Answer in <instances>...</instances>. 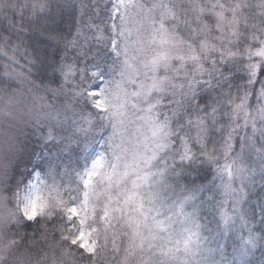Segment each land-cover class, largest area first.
I'll return each instance as SVG.
<instances>
[{
	"label": "trees",
	"instance_id": "1",
	"mask_svg": "<svg viewBox=\"0 0 264 264\" xmlns=\"http://www.w3.org/2000/svg\"><path fill=\"white\" fill-rule=\"evenodd\" d=\"M139 2L143 3L145 0H139ZM212 2L213 0H192L197 7L203 5L206 9ZM223 2L228 5L229 10L235 6V9L246 13L245 22L233 31L244 33L246 23L264 25V0H223ZM0 3L3 5L1 14L6 13L5 18H2L0 14V31L9 38L7 42L0 39V51L2 49L5 54V57L4 54L0 55V67L5 64L6 55L13 54L31 68V71L26 74V77H29L27 83L36 95L42 98L40 107L49 108L50 106L58 122L64 124L63 129L59 128V134L62 135L59 138L55 136V139L48 142L31 141L32 147L27 155L29 160L27 159V166H24L25 170L19 168L16 172L15 165L9 172L14 178L10 180L11 183L9 181L7 188L9 194L15 191L16 187L20 189L26 185L35 172L39 171L47 176V170L52 166L51 154L54 153L50 150L51 147L59 150L60 157L72 158L65 172V176H68L63 181L69 180L68 177L72 179L75 177V185L79 184L78 174L89 164L94 152L98 150L105 152L109 157H112L110 152L112 154L118 152L119 155L127 157L129 154L138 157L140 153H144L141 140L143 136L149 135L151 129L149 113L142 110L147 105L144 104L143 96L136 93L139 91L140 81L144 79L151 83L153 76L172 74V68L177 66V58L180 54L188 56L193 50L198 54L202 53L203 59L200 63L208 67L205 61L216 49H210L206 53L201 52V49H190L188 44L191 41L187 34L171 29L168 43L163 45L154 43L150 18L138 15L135 8H129L128 26L132 29V33L126 44L127 55L122 53L119 58H115L106 50V43L104 46L94 39L95 26L102 25L106 20L105 11L98 9L111 7L109 0H79V2L76 0H28L29 8L23 13L25 31L19 36L14 35L10 28L8 31L4 29L8 27L9 17L16 20L17 27L20 26L22 17L11 6L22 5L25 0H0ZM41 3L47 4L48 10L32 17L31 5ZM46 17H55L54 27L59 31V38L53 39L45 31V28L49 26ZM204 22L208 24V29L202 33V40L209 39L216 45L214 25L211 21ZM247 32H252V29L248 28ZM243 47L253 48L247 42L241 45V48ZM259 47L264 48V36L261 37ZM233 51L239 59L241 49L237 48ZM161 52L166 53L169 61L167 65L153 63L155 58L160 57ZM251 62L245 54L243 68L240 64L233 67L232 63H229L227 66L229 70L225 73L224 79H221L218 84L213 82L200 89L198 92L200 104L211 105L216 99L223 100L221 92L230 91L235 97L238 90L242 91L248 84L249 74L244 68ZM94 64L100 65L104 72L103 79L91 74ZM66 66H72L74 69L73 74L67 79L63 74ZM195 70L193 63L188 61L186 71L192 73ZM146 74L149 77H145ZM205 79H207L206 76ZM259 79L264 82V69L261 70ZM119 80L133 81L129 85L125 84L123 98L115 97L116 104L122 105L123 109L117 110L114 104L107 107L106 111H99L92 104L87 93L105 84L108 85V97L113 100L112 94L120 90ZM259 87L260 83H257L256 88L259 89ZM248 88L252 91L251 85H248ZM177 91L179 92V89ZM23 93H26L25 85ZM226 108L227 106L221 111L224 123L228 122V117L223 114ZM57 130L55 129V132ZM83 130H87L85 135ZM244 137L245 131L241 128L239 139L236 141V152L239 158L235 160L233 170H245L249 179L245 180L246 191L240 200L242 207H239L237 212H240L241 216L244 215V221L241 224L243 233L249 235V238H256V247H258L256 253L260 252L258 258L248 257V259L264 264V240L261 239L264 236V156L261 155L264 152V136L257 134V138H253L249 133L248 138L251 144L245 143ZM216 139L220 137L217 136ZM130 141H135L137 145L134 146V152L130 151L132 150ZM110 149L112 150L109 151ZM217 155L219 156V153ZM235 155L233 153V156ZM72 156H75V160ZM191 157L192 154H189L183 161L179 158L171 161L175 172L173 173L169 168L159 179L166 184L177 186L179 190L194 191L197 197L200 193L210 197L219 192L220 176L216 169L217 162L200 158L191 159ZM218 162L223 165L225 161L221 157ZM58 169L61 170V166ZM73 169L75 175L71 174ZM236 184L239 185V177L236 178ZM140 196V194L131 195V210L134 212L140 210L137 203ZM143 197V199L146 198L145 195ZM205 207L211 211L209 205L206 204ZM138 214H142L141 211ZM207 219L212 221L214 226L212 216L208 215ZM116 224H119V229L108 231L109 234L104 235L100 229L95 250L88 252L77 242L71 241L73 232L70 231L73 230V226L63 214L40 216L33 222L22 219L18 226H10L6 236L3 237L4 241L0 247V264H160V258L149 248L152 243L150 235L153 234L147 230L150 222L144 219L139 235L135 233L131 225L123 229V221L120 219L116 220ZM74 231L76 236V228ZM204 235L207 236L208 233ZM213 235H215L214 232ZM235 243L234 238H226L220 245L222 247L220 252L209 257L210 264H238L243 248H234ZM208 246L217 248V244L211 240ZM235 253L238 255L235 256Z\"/></svg>",
	"mask_w": 264,
	"mask_h": 264
},
{
	"label": "snow or ice",
	"instance_id": "2",
	"mask_svg": "<svg viewBox=\"0 0 264 264\" xmlns=\"http://www.w3.org/2000/svg\"><path fill=\"white\" fill-rule=\"evenodd\" d=\"M109 3L111 7L98 9L105 11L106 20L102 25L95 26L94 39L98 44L105 46L106 43V50L115 58H119L122 53L127 55L126 44L132 33L128 26L129 8H135L138 15L150 18L153 42L161 45L168 43L171 29L187 34L191 41L188 44L190 49H203L206 44L201 35L208 29V24L204 21H211L214 25V39L219 47L205 61L208 67L200 63L203 59L202 53L198 54L193 50L190 55L177 58V66L172 68V74L151 77V87L144 97L147 107L142 109L149 113L151 131L141 140L145 153L142 160L145 173L143 180L148 191L144 194L146 198L140 203V210L146 222H150L147 230L153 233L150 235V250L160 258V264H210L209 257L220 251V240L223 239L224 231L239 219L237 208L242 207L240 200L246 191L245 180L249 179L245 170H233L235 160L239 158L236 152L239 130L243 128L245 131L244 142L248 144H251L249 133L253 138H257V134L264 136V82L259 79L264 62L258 63L264 60V48L259 47L261 37L264 36V25L246 23L244 33L230 31L220 21L228 15L235 17V6L229 10L223 0H213L207 9L203 5L197 7L192 0H145L143 3L139 0H109ZM11 7L22 17L20 26L17 27L16 20L9 17L8 27L4 31L10 28L14 35L19 36L25 31L23 13L29 8L28 0L22 5ZM48 8L45 3L32 4L31 15L36 17ZM46 20L49 21V26L45 31L53 39L59 38V31L54 27L55 17H46ZM248 28L252 32H247ZM226 32L229 35L226 36ZM0 39L7 42L9 38L0 31ZM245 42L250 43L253 48H241ZM237 48L241 49L239 59L233 51ZM245 54L252 61L244 68L249 74L245 88L238 90L235 97L230 91L221 92L223 100L216 99L213 104L202 106L198 99L200 89L213 82L218 84L224 79L229 63L233 67L240 64L243 68ZM188 61L195 66V72L186 71ZM153 63L167 65L169 61L166 56H160ZM66 68L63 73L65 79L74 72L72 66ZM92 69L91 74L94 77L103 79L104 72L99 64H94ZM257 83H260L259 89L256 88ZM248 85H251L252 91H249ZM104 91L105 88L100 87L91 89L87 94L99 97ZM102 105L103 101L96 105L98 110L106 111ZM225 106L227 108L223 114L228 117L227 123L221 117ZM51 135L49 131V137ZM217 136L220 139L217 140ZM233 153L236 155L233 156ZM189 154H192L191 159L217 162L219 192L210 197L200 193L197 197L194 191L179 190L177 186L159 179L169 168L175 172L171 161L177 158L183 161ZM261 155L264 156V152ZM221 157L225 161L223 165L218 162ZM206 204L211 207V211L206 209ZM208 215L212 216L214 226L212 221H208ZM24 217L26 221L33 222L38 214L25 210ZM204 233L208 235L205 236ZM261 239L264 240V236ZM210 240L217 244V248L208 246ZM247 244L255 249L256 238L250 237ZM248 255L249 248L240 252L241 264H246L244 258Z\"/></svg>",
	"mask_w": 264,
	"mask_h": 264
},
{
	"label": "rangeland",
	"instance_id": "3",
	"mask_svg": "<svg viewBox=\"0 0 264 264\" xmlns=\"http://www.w3.org/2000/svg\"><path fill=\"white\" fill-rule=\"evenodd\" d=\"M76 1L79 2V0ZM2 9L3 5L0 3V14ZM4 15L1 14V17L5 18ZM245 20V11L235 9V17L228 15L220 23L233 31ZM227 34L226 32L225 35L227 36ZM213 42L209 39L205 40L206 47L201 49V52L206 53L210 49L218 48L219 45L217 43L214 45ZM3 54L1 49L0 55L3 56ZM160 56H166V53L161 52ZM4 63L0 67V247L10 226H18L22 219H26L24 217L25 210L38 214V217L63 214L73 226V230L70 231L73 232L71 241L77 242L88 252L95 250L100 229L104 235L109 234L108 231L119 229V224H116L117 219L123 221V229L129 228L131 225L134 227L135 233L139 235V229L144 225V217L142 214H138L141 210L136 212L131 210L130 200L131 195L140 194L137 201L138 207H140L144 193L148 191L147 184L143 180L145 175L142 163L144 153H140L138 157L130 154L127 157L119 155L118 152L115 154L110 152L112 157H109L105 152L98 150L94 152L89 164L78 174L79 184L75 185V177L74 179L68 177L69 180L63 181L68 176H65V172H67V165L72 162V158L70 156L60 157L59 150L51 147L50 150L54 153L51 154L53 156L50 161L52 166L48 168L47 176L35 172L26 185L20 189L16 187L15 191L8 193L9 181L14 179L12 173L9 172L15 165L14 171L18 172L19 168L25 170L24 166H27L26 163L29 160L27 155L32 147L30 146L31 141L48 142L56 137L59 138L62 136L59 134V128L63 129L64 124L58 122L50 106L49 108L40 107L42 98L36 95L33 88L27 83L29 77H26V74L31 71V68L13 54H7ZM154 74H156L155 70ZM145 77H149V75L146 74ZM126 83L129 85L133 81L119 80L120 90L112 94L113 100L108 97V85L103 84L101 87L105 88V91L99 97L90 96L92 104L96 106L100 101H103L102 107L105 109L115 104L114 107L117 110H122V105H117L115 101L116 98L124 97ZM151 84L152 81L150 83L142 79L138 85L139 91L136 93L141 94L144 99ZM24 85L26 87L25 94L23 93ZM55 129H58L57 132ZM49 131L52 133L51 137H49ZM83 132L85 135L87 130H83ZM136 143L138 142L136 141ZM40 144L43 145V143ZM130 145H132L130 151L134 152V146H137L135 141H130ZM135 153L137 152L135 151ZM72 157L75 160V156ZM17 166L18 168H16ZM59 166H61V170L58 169ZM134 173H139V175ZM71 174L75 175L74 169ZM75 189L78 193H75ZM237 211H239V207ZM237 213L239 219L224 231L220 245L226 238H234L236 241L234 248H243V250L249 248V255L244 258L246 264H259L254 259L253 261L248 259V257L258 258L260 252L256 253L258 247L254 249L247 244L249 235H245L241 229L244 215L241 216L240 212ZM132 238L135 239V237ZM234 255L237 256L238 253ZM238 259L240 261V256Z\"/></svg>",
	"mask_w": 264,
	"mask_h": 264
}]
</instances>
